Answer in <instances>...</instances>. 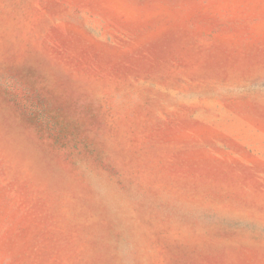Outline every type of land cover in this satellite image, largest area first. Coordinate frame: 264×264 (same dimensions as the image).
Listing matches in <instances>:
<instances>
[{"label":"rangeland","instance_id":"374dc122","mask_svg":"<svg viewBox=\"0 0 264 264\" xmlns=\"http://www.w3.org/2000/svg\"><path fill=\"white\" fill-rule=\"evenodd\" d=\"M0 264H264V0H0Z\"/></svg>","mask_w":264,"mask_h":264}]
</instances>
